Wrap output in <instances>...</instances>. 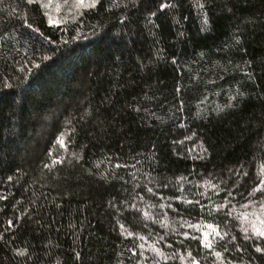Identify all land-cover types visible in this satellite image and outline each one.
Instances as JSON below:
<instances>
[{
    "label": "trees",
    "instance_id": "obj_1",
    "mask_svg": "<svg viewBox=\"0 0 264 264\" xmlns=\"http://www.w3.org/2000/svg\"><path fill=\"white\" fill-rule=\"evenodd\" d=\"M44 1L0 0V264H264V0Z\"/></svg>",
    "mask_w": 264,
    "mask_h": 264
},
{
    "label": "snow or ice",
    "instance_id": "obj_2",
    "mask_svg": "<svg viewBox=\"0 0 264 264\" xmlns=\"http://www.w3.org/2000/svg\"><path fill=\"white\" fill-rule=\"evenodd\" d=\"M28 3H32V0H28ZM48 3L51 4L52 0H48ZM65 5H67L68 0H64ZM97 0H75V3L73 5V7L75 8H81V7H89V8H93L96 6ZM113 6L118 7L119 5L116 3V0H112ZM42 7H47V5H41ZM198 8H203L204 5L202 3H199V0L197 2L196 5ZM161 8H164L165 5L161 4L160 5ZM57 10H59V5H57ZM47 15V13H45ZM49 23L52 24L54 23V21L51 19V17H49ZM231 99V98H230ZM61 144H63V141H60ZM262 184H264V180H261ZM149 192L152 191L151 188L148 189ZM169 207H171V205H169ZM243 207L247 208L248 205H244ZM258 211H260L261 213H264V203H261L259 205V209ZM230 214V213H229ZM146 215V214H145ZM251 215H256L255 213H251ZM240 219H247V215H243L240 217ZM256 220H259V222L261 224H264V219H261L260 216H256ZM161 223H163V221H161ZM207 228L211 229L213 233H215L216 235H219V232H217V228L216 226H213L212 224H208ZM251 228H252V232L254 236H259L260 238L264 239V229H261L260 227L257 226V224L255 222L251 223ZM245 231H247V229H244ZM203 239H201L200 243L204 248L207 249H211L213 247V243L212 241L209 239V235L208 233H202ZM223 237H221L222 239ZM225 251H227V249L225 248ZM255 251L257 253H264V248H261L259 246L256 247ZM22 254V253H20ZM214 255L216 257H220L221 253L220 252H215ZM192 264H197V262L195 260L192 261Z\"/></svg>",
    "mask_w": 264,
    "mask_h": 264
},
{
    "label": "rangeland",
    "instance_id": "obj_3",
    "mask_svg": "<svg viewBox=\"0 0 264 264\" xmlns=\"http://www.w3.org/2000/svg\"><path fill=\"white\" fill-rule=\"evenodd\" d=\"M74 3H75V0L73 1V5H74ZM43 5H47V7H44V10L46 11L47 15L49 17H51V19L55 22L58 21V17L64 12L60 8V7L63 8V5H59L58 1H56V0H52L51 4L48 3V0H45ZM57 5H59V10H57ZM200 232H201V235H202V233H208L209 239H211L214 236L216 237V234L213 233L212 230L207 228V227L203 228Z\"/></svg>",
    "mask_w": 264,
    "mask_h": 264
}]
</instances>
